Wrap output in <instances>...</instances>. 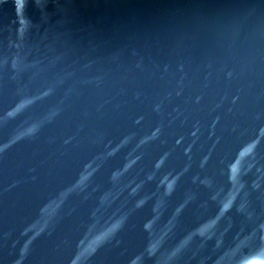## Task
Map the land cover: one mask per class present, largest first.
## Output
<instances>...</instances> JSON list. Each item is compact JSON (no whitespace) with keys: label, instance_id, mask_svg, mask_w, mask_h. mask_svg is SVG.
<instances>
[{"label":"water","instance_id":"1","mask_svg":"<svg viewBox=\"0 0 264 264\" xmlns=\"http://www.w3.org/2000/svg\"><path fill=\"white\" fill-rule=\"evenodd\" d=\"M0 264H264V0H0Z\"/></svg>","mask_w":264,"mask_h":264}]
</instances>
